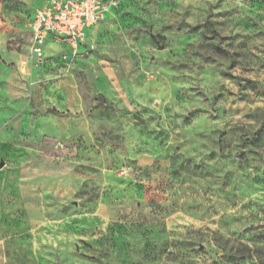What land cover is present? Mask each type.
Masks as SVG:
<instances>
[{"label": "rangeland", "instance_id": "1", "mask_svg": "<svg viewBox=\"0 0 264 264\" xmlns=\"http://www.w3.org/2000/svg\"><path fill=\"white\" fill-rule=\"evenodd\" d=\"M46 1L0 0V264H264V0H103L36 56Z\"/></svg>", "mask_w": 264, "mask_h": 264}, {"label": "built area", "instance_id": "2", "mask_svg": "<svg viewBox=\"0 0 264 264\" xmlns=\"http://www.w3.org/2000/svg\"><path fill=\"white\" fill-rule=\"evenodd\" d=\"M107 9L103 0H47L30 22L32 52L41 56L47 38L65 42L76 51L87 42V29L95 26Z\"/></svg>", "mask_w": 264, "mask_h": 264}, {"label": "crops", "instance_id": "3", "mask_svg": "<svg viewBox=\"0 0 264 264\" xmlns=\"http://www.w3.org/2000/svg\"><path fill=\"white\" fill-rule=\"evenodd\" d=\"M97 26H98V23L95 26L87 29V42L85 44L80 45L79 47L89 46L90 44L94 43V39L96 37L95 32H96ZM49 42H53L55 44L63 45L66 48L70 49V46L65 42H54L51 38H47V40L45 41V44L49 43ZM45 44H44V46H45ZM12 177H13V174H10V172H9V183H10V180L12 179Z\"/></svg>", "mask_w": 264, "mask_h": 264}]
</instances>
